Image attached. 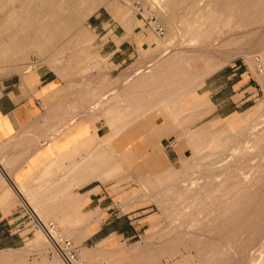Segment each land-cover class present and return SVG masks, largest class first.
Listing matches in <instances>:
<instances>
[{"label": "rangeland", "instance_id": "obj_1", "mask_svg": "<svg viewBox=\"0 0 264 264\" xmlns=\"http://www.w3.org/2000/svg\"><path fill=\"white\" fill-rule=\"evenodd\" d=\"M137 9L164 37L151 32L157 47L142 55L144 81L113 113L128 125L146 115L148 129L150 112L171 120L168 133L184 140L183 155L170 166L165 141L160 170L148 169L145 182L130 171L128 196L116 201L127 200L145 222L138 238L98 248L72 243L78 257L86 264H264V0H0V80L36 65L95 60L88 53L94 17L126 21ZM231 67L245 87L224 76ZM35 234L50 262L62 264ZM34 261L24 254L20 264Z\"/></svg>", "mask_w": 264, "mask_h": 264}, {"label": "crops", "instance_id": "obj_2", "mask_svg": "<svg viewBox=\"0 0 264 264\" xmlns=\"http://www.w3.org/2000/svg\"><path fill=\"white\" fill-rule=\"evenodd\" d=\"M94 19L88 53L95 60L36 65L0 80V264H20L24 254L33 264H59L33 221L65 230L73 244L86 248L138 238L145 222L128 210L127 200L116 201L128 196L130 171L131 179L145 182L148 169L160 170L165 141L168 164L181 162L184 140L168 133L171 120L150 112L155 126L148 129L146 115L128 125L113 113L144 81L142 55L157 47L153 32L137 15ZM224 76L247 85L239 68ZM131 99L138 109V95ZM213 105L210 115L218 112Z\"/></svg>", "mask_w": 264, "mask_h": 264}, {"label": "built area", "instance_id": "obj_3", "mask_svg": "<svg viewBox=\"0 0 264 264\" xmlns=\"http://www.w3.org/2000/svg\"><path fill=\"white\" fill-rule=\"evenodd\" d=\"M136 15L144 21L147 29L153 32L155 36L158 38L164 37V29L159 23L156 21L146 22V19L139 13V9L136 10ZM27 215H30V213L27 212ZM32 225L43 234L46 242L52 251L62 260L63 264H86L79 259L72 242L65 238L52 224L33 221Z\"/></svg>", "mask_w": 264, "mask_h": 264}]
</instances>
